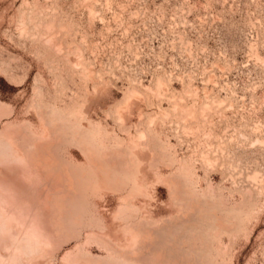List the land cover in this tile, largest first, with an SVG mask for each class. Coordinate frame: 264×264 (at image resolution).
Returning a JSON list of instances; mask_svg holds the SVG:
<instances>
[{
	"label": "rangeland",
	"instance_id": "1",
	"mask_svg": "<svg viewBox=\"0 0 264 264\" xmlns=\"http://www.w3.org/2000/svg\"><path fill=\"white\" fill-rule=\"evenodd\" d=\"M6 128L51 136L31 264H264V0H0Z\"/></svg>",
	"mask_w": 264,
	"mask_h": 264
},
{
	"label": "bare ground",
	"instance_id": "2",
	"mask_svg": "<svg viewBox=\"0 0 264 264\" xmlns=\"http://www.w3.org/2000/svg\"><path fill=\"white\" fill-rule=\"evenodd\" d=\"M126 105H130V99ZM50 138L47 133L39 141ZM37 143L22 144L12 128H6L0 134V237H4L0 240V264H31L44 256L51 239L47 207L42 205V199L36 200L39 194L35 193L36 187L43 184V173L50 169L51 160L46 158ZM108 161L113 169L120 166L117 160ZM51 173L53 176L54 171ZM56 185L58 187L61 184ZM30 188L32 192H29ZM125 230L133 231L131 228ZM134 232L140 237L141 243H146L150 238L148 233ZM86 263L76 261L73 264Z\"/></svg>",
	"mask_w": 264,
	"mask_h": 264
}]
</instances>
